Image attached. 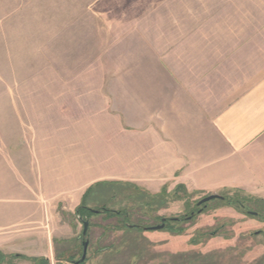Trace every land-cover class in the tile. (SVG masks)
Listing matches in <instances>:
<instances>
[{
	"label": "rangeland",
	"instance_id": "rangeland-1",
	"mask_svg": "<svg viewBox=\"0 0 264 264\" xmlns=\"http://www.w3.org/2000/svg\"><path fill=\"white\" fill-rule=\"evenodd\" d=\"M219 67L264 75V0H0V264L76 257L81 204L123 215L89 216L85 264H264L258 217L155 198L161 107ZM236 191L211 195L263 212Z\"/></svg>",
	"mask_w": 264,
	"mask_h": 264
},
{
	"label": "crops",
	"instance_id": "crops-1",
	"mask_svg": "<svg viewBox=\"0 0 264 264\" xmlns=\"http://www.w3.org/2000/svg\"><path fill=\"white\" fill-rule=\"evenodd\" d=\"M256 44L261 46V39ZM237 50L230 62L231 68L239 70L246 65V55L239 54L240 46ZM217 74L199 80V92L190 93V98L177 99L175 93L174 102L163 111L161 107L158 133L163 135L157 144L160 190L183 186L209 195L243 190L262 198L264 75L257 80H225Z\"/></svg>",
	"mask_w": 264,
	"mask_h": 264
},
{
	"label": "flooded vegetation",
	"instance_id": "flooded-vegetation-1",
	"mask_svg": "<svg viewBox=\"0 0 264 264\" xmlns=\"http://www.w3.org/2000/svg\"><path fill=\"white\" fill-rule=\"evenodd\" d=\"M206 207V204L205 205H202V206H199L198 207V210H197V212L198 211H200V209L201 208H205ZM242 210L245 212V213H247V214H249V213H256L254 216L255 217H258L261 221H263L264 222V212H260V211H250V210H248V208H246V207H242ZM107 211V209L106 208H104V207H101L100 209H98V210H90V209H88V207L87 206H84V209H82V210H80L78 213H75L76 214V216H77V218L80 220V221H82V224H83V222L84 221H87L88 222V218H89V216H91V215H99V214H106V213H108V212H106ZM114 214L118 217V218H120V216H123V215H120V213H118V212H114ZM253 216V215H252ZM123 218V217H122ZM178 220V219H177ZM161 221V220H160ZM169 221H171V220H169ZM178 222H179V220H178ZM162 224V222H160V225ZM164 224V227L167 225V220L163 223ZM90 225V223L88 222V226ZM126 227H132V226H129V225H126ZM138 229V228H137ZM88 230V229H87ZM82 231H83V227H82ZM82 231H81V235H80V245H81V247L80 248H78V250H77V248H76V250H77V252H78V255L76 256V257H71V256H68L67 258H68V260H67V262H66V264H76V263H78V264H85L86 263V256H85V259L83 260V261H81V258H82V255H83V243L84 242H87L88 243V245H87V248H88V246H89V241H88V232H86V235L85 236H83L82 235ZM75 250V251H76ZM86 253H87V250H86ZM16 256H18L19 257V255H17L16 254ZM71 257V258H70ZM43 260H47L46 258H43ZM48 261V260H47Z\"/></svg>",
	"mask_w": 264,
	"mask_h": 264
},
{
	"label": "trees",
	"instance_id": "trees-1",
	"mask_svg": "<svg viewBox=\"0 0 264 264\" xmlns=\"http://www.w3.org/2000/svg\"><path fill=\"white\" fill-rule=\"evenodd\" d=\"M90 188H88V190H89ZM88 190H86L85 191V193L83 194V196H82V201L85 199V197H86V194H87V192H88ZM179 191H181L182 193H183V196H179L180 194H179ZM237 192V191H236ZM188 192L186 191V189L183 187V186H177L175 189H173L172 191H171V194L169 195V193H168V195H167V197L169 196L170 198H172L173 200H179V199H182V198H186L187 197V194ZM158 195V196H157ZM161 198V197H163V198H166V192H165V190H162L159 194H156V199L157 198ZM223 198H224V200H222V201H226V202H228L227 204L228 205H233L235 208H237V209H239V208H242V207H244V204L241 202V201H239V200H233V199H228L227 197H224L223 196ZM254 202H259V204H260V207H261V210H263V212H264V200H262V199H259V200H257V199H255L254 200ZM197 204V203H196ZM148 207H151L150 205H148ZM82 209H84V205H80L79 207H77L76 208V210H75V213H78L80 210H82ZM106 212H108V214L109 215H115L114 214V212H111L110 210H108L107 209V211ZM161 220V219H160ZM172 223H174L175 225L178 223V220H176V221H171ZM179 231H182L181 230V228H177ZM210 235H212V234H210ZM33 261H37V260H33ZM42 261V263L43 264H47L48 262H47V260H41Z\"/></svg>",
	"mask_w": 264,
	"mask_h": 264
},
{
	"label": "water",
	"instance_id": "water-1",
	"mask_svg": "<svg viewBox=\"0 0 264 264\" xmlns=\"http://www.w3.org/2000/svg\"><path fill=\"white\" fill-rule=\"evenodd\" d=\"M213 200H224V198L222 196H219V195H209V196H206V197L202 198L201 200H199L197 202L196 206L199 207V206L205 205L206 203L211 202ZM255 214L256 213H249V215H253V216ZM170 220L171 221H176L177 219H170ZM165 221H166V219L163 218V219H161V222H162L161 225H156V226H153V227H147V228H144V230H146V231H159V230H162L164 228V224L163 223ZM87 229H88V222L84 221L83 222V231H82V235L83 236L86 235ZM87 245H88L87 242L83 243V255H82L81 261H83L85 259ZM76 264H78V263H76Z\"/></svg>",
	"mask_w": 264,
	"mask_h": 264
}]
</instances>
